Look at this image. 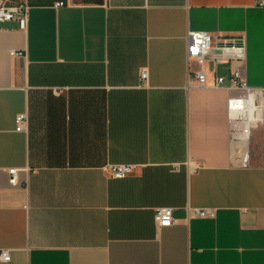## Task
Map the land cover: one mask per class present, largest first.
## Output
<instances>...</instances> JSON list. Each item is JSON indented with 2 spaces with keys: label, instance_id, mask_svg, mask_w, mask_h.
I'll list each match as a JSON object with an SVG mask.
<instances>
[{
  "label": "crops",
  "instance_id": "obj_1",
  "mask_svg": "<svg viewBox=\"0 0 264 264\" xmlns=\"http://www.w3.org/2000/svg\"><path fill=\"white\" fill-rule=\"evenodd\" d=\"M28 1L26 30L0 26V264H264V123L244 167L229 124L244 93L193 75L264 89V5ZM192 32L240 39L243 59L201 68ZM121 165L136 168L113 178Z\"/></svg>",
  "mask_w": 264,
  "mask_h": 264
},
{
  "label": "built area",
  "instance_id": "obj_2",
  "mask_svg": "<svg viewBox=\"0 0 264 264\" xmlns=\"http://www.w3.org/2000/svg\"><path fill=\"white\" fill-rule=\"evenodd\" d=\"M264 5V0H259ZM65 6L64 3L57 5ZM30 5L28 0H0V26L5 23L17 22L21 30L28 28ZM188 57L203 68L208 60L220 61L222 59H243L244 46L240 39H220L218 43L214 38L203 32L189 33ZM13 56H21V53H12ZM194 81L200 88H235L244 93V96L233 100L229 105V124L231 139L238 144L241 153L242 166H249V141L254 129L264 123V89L249 87L240 71H233L228 81L222 77H215L211 83L207 72L201 69L193 73ZM147 72L142 74V79H147ZM26 118L21 115L18 122L22 123ZM135 166L121 165L108 168L110 175L115 179H125L132 175ZM11 184H18L17 170H10ZM197 213L207 217V212ZM155 223L158 228L171 227L174 223L173 209L162 208L155 213ZM0 260L10 262L11 256L8 251L0 252Z\"/></svg>",
  "mask_w": 264,
  "mask_h": 264
}]
</instances>
